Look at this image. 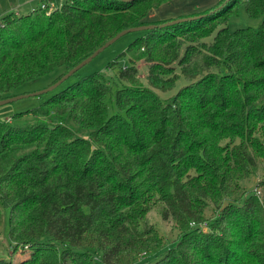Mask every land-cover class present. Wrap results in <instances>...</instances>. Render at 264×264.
<instances>
[{"label": "trees", "instance_id": "obj_1", "mask_svg": "<svg viewBox=\"0 0 264 264\" xmlns=\"http://www.w3.org/2000/svg\"><path fill=\"white\" fill-rule=\"evenodd\" d=\"M164 1L65 0L49 13L0 17V99L63 66L58 79L123 29L155 24L122 52L117 111L95 72L25 111L51 122L0 120V223L6 212L10 242L48 249L55 264H264V176L245 185L264 159V0H218L160 27L173 18L147 13ZM239 6L261 17L257 28L227 27ZM174 61L187 83L163 99L152 88L174 85ZM151 210L177 238L159 235Z\"/></svg>", "mask_w": 264, "mask_h": 264}, {"label": "rangeland", "instance_id": "obj_2", "mask_svg": "<svg viewBox=\"0 0 264 264\" xmlns=\"http://www.w3.org/2000/svg\"><path fill=\"white\" fill-rule=\"evenodd\" d=\"M36 5V0H0V17L4 14L10 12H16L19 14L26 13L30 11ZM204 10V9H203ZM202 11V10H201ZM158 13L164 14L163 10H159ZM185 13H177L173 18L185 17L189 15H184ZM195 14V13H194ZM174 16V15H172ZM150 17V14L147 15ZM261 21V17L248 16L243 7L239 6V11L237 15H233L227 21V27L230 30L244 27L257 28ZM143 30L131 31L123 34L113 43L105 47L100 51L95 57H93L89 62L81 66L75 73L67 77L63 82H61L56 88L51 91L44 92L37 95H27L25 97L0 104V120H9L15 124H27L36 122L38 119H43L45 121H50L49 116L33 115L32 113L25 112L46 100L53 92H57L63 89L65 86L69 85L79 77H83L95 72H100L103 74L105 79L108 80L112 87L111 98L108 101L109 112L117 111L116 106L113 102V93L116 86H121L120 82H116V74L120 66L128 62V58L125 54H122L128 47V45L142 34ZM214 34V33H213ZM213 34L203 38L205 42H210L212 40ZM112 62H114L112 64ZM135 65L138 70V76L140 84L143 86H148L147 82V65L143 60H136ZM174 67V72L176 75L174 85L167 90H159L152 88L161 98L165 99L173 95L177 89L187 83V79L181 73L179 65L174 61L171 63ZM64 67L60 66L55 70L44 74L42 76L36 77L34 79L23 82L19 86L12 88L7 93L3 94L2 98H8L16 95L31 94L36 91L45 89L52 85L57 77L64 72ZM115 81V82H114ZM118 84V85H117ZM22 112L23 114L14 117L16 114ZM51 122V121H50ZM81 136H88V130L84 129L79 132ZM264 176V159L259 162L257 171L253 177H251L245 185L252 188L256 185V182ZM147 220L154 227L158 229L159 235H162L164 239L170 243L178 236V230L173 226L171 220H164L155 211L151 210L147 215ZM7 213L3 214L2 222L0 223V258L4 260H10L11 264H55V257L53 252L50 250L43 251V255H35L34 248L31 247H21L18 244L10 242L7 237ZM203 229H206L203 226ZM166 242V243H167ZM145 253H141L139 258L141 262L146 257ZM42 263H41V262Z\"/></svg>", "mask_w": 264, "mask_h": 264}, {"label": "water", "instance_id": "obj_3", "mask_svg": "<svg viewBox=\"0 0 264 264\" xmlns=\"http://www.w3.org/2000/svg\"><path fill=\"white\" fill-rule=\"evenodd\" d=\"M200 16L201 15H189V16H185V17H178V18L171 19V20L165 21L163 23H160V24H158V26L162 27V26H167V25L179 23V22H184V21H188V20L195 19V18L200 17ZM154 26H155V24H146V25H139V26L129 27V28H126V29H123V30L119 31L114 36H112L110 39H108L107 41H105L102 45H100L99 47H97L90 55H88L86 58H84L79 63H77L76 65H74L72 68H70L68 71H66L62 76H60L49 87H47L45 89H42V90H39V91H36L34 93H31V94H23V95H16V96L8 97V98H1L0 99V104H3V103H6V102H10V101L16 100V99L25 97L27 95H37V94H41V93H44V92H48V91L53 90L61 82H63L67 77H69L74 72H76L81 66H83L84 64H86L87 62H89L100 51H102L105 47H107L108 45H110L111 43H113L116 39H118L123 34H125L127 32H131V31L151 29Z\"/></svg>", "mask_w": 264, "mask_h": 264}, {"label": "crops", "instance_id": "obj_4", "mask_svg": "<svg viewBox=\"0 0 264 264\" xmlns=\"http://www.w3.org/2000/svg\"><path fill=\"white\" fill-rule=\"evenodd\" d=\"M39 1L40 0H36L35 7L38 6ZM217 1L218 0H167L159 4L157 7L150 9L147 13V15L150 14V17H147V19L161 20L174 18L177 13H185L184 15H190L212 6ZM159 10H163L165 13H158Z\"/></svg>", "mask_w": 264, "mask_h": 264}, {"label": "built area", "instance_id": "obj_5", "mask_svg": "<svg viewBox=\"0 0 264 264\" xmlns=\"http://www.w3.org/2000/svg\"><path fill=\"white\" fill-rule=\"evenodd\" d=\"M65 0H40L38 6L40 8H43L46 10V13H49L50 11H52L55 8H59ZM254 192L256 194H259V189L258 188H254ZM26 248V246H25Z\"/></svg>", "mask_w": 264, "mask_h": 264}]
</instances>
